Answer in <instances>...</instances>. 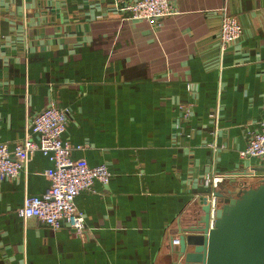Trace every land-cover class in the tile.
Segmentation results:
<instances>
[{"label": "crops", "instance_id": "0c3cea01", "mask_svg": "<svg viewBox=\"0 0 264 264\" xmlns=\"http://www.w3.org/2000/svg\"><path fill=\"white\" fill-rule=\"evenodd\" d=\"M168 1L178 14L155 29L111 0H0V144L12 151L54 103L68 110L62 139L84 146L70 159L110 173L107 186L74 199L84 232L54 231L17 215L25 196L50 186L52 163L33 153L18 178L0 181V264H163L213 157L217 173L264 174L260 161L238 157L264 122V0ZM223 7L243 35L219 66ZM188 84L196 105L176 134Z\"/></svg>", "mask_w": 264, "mask_h": 264}, {"label": "built area", "instance_id": "2783aa9c", "mask_svg": "<svg viewBox=\"0 0 264 264\" xmlns=\"http://www.w3.org/2000/svg\"><path fill=\"white\" fill-rule=\"evenodd\" d=\"M115 12L129 13L132 21H146L153 28L161 26V20L178 14L176 8L168 0H111ZM220 28L218 33L219 66L223 56L230 47L243 35V28L236 16L226 13V8L220 9ZM221 91V86L219 87ZM186 92L189 100L178 103L179 114L172 122V131L179 133L181 124L191 117L192 108L196 105L197 86L188 84ZM219 92V91H218ZM221 114L219 105L215 106L208 114V119L214 126L213 134H217ZM68 123V110L59 109L54 103L28 120L25 136L12 151L5 144H0V181H13L20 172L26 171L29 158L35 152L47 156L52 167L45 170L43 176L49 181V188L39 196H25L17 215L23 220H36L54 231L67 227L76 235L84 232L85 216L80 212L74 199L83 192L93 193L95 182L107 186L110 173L105 164L90 168L83 162L72 161L70 154L80 151L84 146H72L64 141L62 136ZM35 137V141L32 139ZM215 152V150H214ZM240 162L256 159L264 164V122L259 124V130L250 133L248 145L243 151L238 152ZM216 157L211 159L209 169L200 180L204 194H194L199 203L200 197H206L209 204V228L213 227L215 212L219 205L215 192L223 190L222 184L231 180L237 192L241 188L257 184L264 180V174L255 175L252 170L245 173L220 174L214 171Z\"/></svg>", "mask_w": 264, "mask_h": 264}, {"label": "water", "instance_id": "95a60500", "mask_svg": "<svg viewBox=\"0 0 264 264\" xmlns=\"http://www.w3.org/2000/svg\"><path fill=\"white\" fill-rule=\"evenodd\" d=\"M213 195L219 205L213 227L207 199L200 197L187 223H177L169 237L163 264H264V180Z\"/></svg>", "mask_w": 264, "mask_h": 264}]
</instances>
